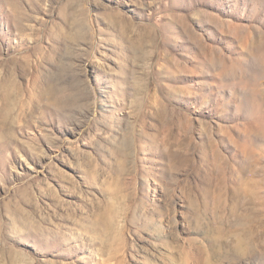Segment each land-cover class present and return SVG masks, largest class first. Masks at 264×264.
<instances>
[{"label":"rangeland","instance_id":"rangeland-1","mask_svg":"<svg viewBox=\"0 0 264 264\" xmlns=\"http://www.w3.org/2000/svg\"><path fill=\"white\" fill-rule=\"evenodd\" d=\"M0 264H264V0H0Z\"/></svg>","mask_w":264,"mask_h":264}]
</instances>
